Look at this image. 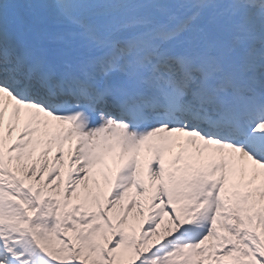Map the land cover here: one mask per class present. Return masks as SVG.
<instances>
[{
  "label": "snow or ice",
  "instance_id": "snow-or-ice-1",
  "mask_svg": "<svg viewBox=\"0 0 264 264\" xmlns=\"http://www.w3.org/2000/svg\"><path fill=\"white\" fill-rule=\"evenodd\" d=\"M0 264H264V0H0Z\"/></svg>",
  "mask_w": 264,
  "mask_h": 264
}]
</instances>
